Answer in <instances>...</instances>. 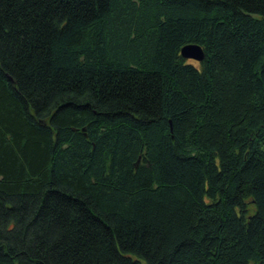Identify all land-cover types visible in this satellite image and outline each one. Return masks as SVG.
Wrapping results in <instances>:
<instances>
[{"label":"trees","instance_id":"trees-1","mask_svg":"<svg viewBox=\"0 0 264 264\" xmlns=\"http://www.w3.org/2000/svg\"><path fill=\"white\" fill-rule=\"evenodd\" d=\"M0 264H264V0H0Z\"/></svg>","mask_w":264,"mask_h":264},{"label":"water","instance_id":"water-1","mask_svg":"<svg viewBox=\"0 0 264 264\" xmlns=\"http://www.w3.org/2000/svg\"><path fill=\"white\" fill-rule=\"evenodd\" d=\"M180 56L184 59L200 62L204 58V52L198 44L188 43L181 47Z\"/></svg>","mask_w":264,"mask_h":264}]
</instances>
